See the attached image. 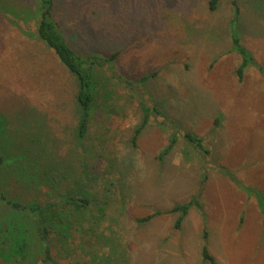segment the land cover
I'll list each match as a JSON object with an SVG mask.
<instances>
[{
	"label": "rangeland",
	"instance_id": "obj_1",
	"mask_svg": "<svg viewBox=\"0 0 264 264\" xmlns=\"http://www.w3.org/2000/svg\"><path fill=\"white\" fill-rule=\"evenodd\" d=\"M209 1L54 0L76 53L118 51L113 65L135 85L151 75L132 90L100 70L111 108L94 109L80 149L76 83L35 32L37 0H0V197L44 203L63 190L112 196L102 220L87 212L71 235L48 240V261L34 236L9 256L11 237L32 218L0 199V238L7 237L0 264H210L203 243L215 264H264L256 201L220 172L223 166L264 194V0H237L236 32L256 62L241 80L232 2L217 0L211 10ZM140 100L152 110L134 146ZM172 134L178 140L160 159ZM42 170L57 172L55 189L39 181ZM203 179L201 210L192 206L179 229L175 213L136 221L187 202Z\"/></svg>",
	"mask_w": 264,
	"mask_h": 264
},
{
	"label": "trees",
	"instance_id": "obj_2",
	"mask_svg": "<svg viewBox=\"0 0 264 264\" xmlns=\"http://www.w3.org/2000/svg\"><path fill=\"white\" fill-rule=\"evenodd\" d=\"M233 5V17L230 21V34H231V49L239 54L241 62L236 69V75L238 80L242 79L243 70L250 65L256 64L254 58L244 45L240 41V37L237 34V19L239 16V7L237 0H231ZM217 5V0L209 1V8L214 10ZM34 12V11H33ZM34 15L38 18L36 34L43 43L48 46L59 62L66 68V70L72 75L76 83V91L74 94V102L77 107L78 117L76 121L75 134L78 140V147L84 149V139L86 137L90 117L96 107L101 108L102 112H108L111 108V104L107 105L105 103L106 99L109 97V91L107 90L105 79L100 73L101 69L108 71L111 77L116 78V80L125 86H130L132 90L134 87L143 83L151 75L142 76L135 85L134 82L124 78L122 75L118 74L114 64L117 58L118 51L111 52L108 55H100L96 52H84L76 53L73 48L66 41L65 36L62 32L61 25L54 15V0H37V6ZM260 69V67H259ZM138 107L141 111L142 118L140 125L134 130L131 144L135 146V140L141 131V129L146 126L149 122V117L151 114V108L142 102L138 101ZM156 110V107H154ZM157 112V111H156ZM185 138L187 141L192 143L197 149H202L201 139L194 136L191 133H185ZM178 138L176 134H172L168 144L161 151L159 157L162 159L176 144ZM55 159V158H54ZM4 162V156L0 154V166ZM56 162V159H55ZM52 169H57L54 164ZM220 172L227 176L229 180L242 189L248 196H252L257 204V207L262 214L264 222V194L250 186H244L233 174L229 173L227 169L220 166ZM39 174L40 182H48L55 189L53 183L59 178L57 172L52 171H40ZM42 175V177H40ZM87 175V174H86ZM88 177V175H87ZM203 181H201L202 186H200L197 192L184 203H175L169 209L164 211H155L154 213L139 218L136 221L145 222L150 218L162 214V213H175L177 214L174 221V228L179 229L181 227V222L183 221L185 215L188 213L192 206H195L201 210V205L199 202V197L203 188ZM1 185L2 182H0ZM111 185V183L109 182ZM81 193H76L74 191L63 190L58 193L56 199L51 201H45L44 203H19L16 201H11L0 197L5 203L13 210L18 212H25L32 218V222L25 221L19 225V231L11 237V246L6 247L9 252V256L18 253L19 250L25 249L27 246V241L31 236L37 238V242L40 243V248H42L41 253L44 254V260H50V246L48 240L51 238L64 239L71 235V231L75 226H81L82 221L80 217H86L87 212L93 211L96 215V220L100 221L107 215V210L109 209L110 203L112 201V196L108 195V191L104 190L102 194L97 192H89L87 190H82ZM111 194V193H110ZM26 219V217H25ZM94 219V218H93ZM27 222V223H26ZM28 225L26 228L23 226ZM12 227L10 228V230ZM31 231V232H30ZM26 232V234H25ZM31 233V235L29 234ZM22 236H17L18 234ZM204 233V239H205ZM7 237L0 238L1 243L5 242ZM14 245L15 251H14ZM17 248V252H16ZM3 250H0V253ZM201 255L203 259L207 260L210 264H215L213 256L208 252L206 245L203 243L201 247Z\"/></svg>",
	"mask_w": 264,
	"mask_h": 264
}]
</instances>
